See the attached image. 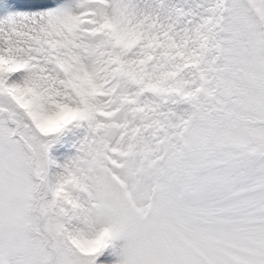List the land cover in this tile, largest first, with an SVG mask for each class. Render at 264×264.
Instances as JSON below:
<instances>
[{"label":"snow or ice","instance_id":"6c2138e0","mask_svg":"<svg viewBox=\"0 0 264 264\" xmlns=\"http://www.w3.org/2000/svg\"><path fill=\"white\" fill-rule=\"evenodd\" d=\"M0 264H264V0H0Z\"/></svg>","mask_w":264,"mask_h":264}]
</instances>
